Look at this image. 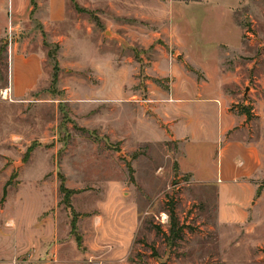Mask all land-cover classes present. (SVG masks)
Here are the masks:
<instances>
[{
    "label": "rangeland",
    "instance_id": "374dc122",
    "mask_svg": "<svg viewBox=\"0 0 264 264\" xmlns=\"http://www.w3.org/2000/svg\"><path fill=\"white\" fill-rule=\"evenodd\" d=\"M37 4L0 0V264H264V182L222 224L208 149L162 116L223 76L264 141V0Z\"/></svg>",
    "mask_w": 264,
    "mask_h": 264
},
{
    "label": "crops",
    "instance_id": "0c3cea01",
    "mask_svg": "<svg viewBox=\"0 0 264 264\" xmlns=\"http://www.w3.org/2000/svg\"><path fill=\"white\" fill-rule=\"evenodd\" d=\"M34 73L39 72L38 59ZM217 85H199L186 78L172 89L169 120L171 139L178 143L182 159L190 156V147H206L210 153L207 166L214 167L212 180L218 190V217L222 224L245 225L253 214V207L264 182V141L251 140L252 119L243 114L244 108L234 110L235 100L227 94L226 77ZM186 84V89H181ZM189 86L197 89L191 91ZM218 106V107H217ZM181 161V160H180ZM182 171L196 176L183 166Z\"/></svg>",
    "mask_w": 264,
    "mask_h": 264
},
{
    "label": "trees",
    "instance_id": "16d2710c",
    "mask_svg": "<svg viewBox=\"0 0 264 264\" xmlns=\"http://www.w3.org/2000/svg\"><path fill=\"white\" fill-rule=\"evenodd\" d=\"M31 2H32V6L34 7V11H35V9H37V7H38L37 0H31ZM56 81H57V76H55V78H54V83ZM243 114H246L248 117L251 118V111L247 107L244 108ZM61 191L63 194L70 193V191H68L64 186H62ZM260 193H261V191H260ZM171 223H172V236H173L172 238H174V240H176L180 237L182 230L179 228V225H180L179 219L177 218V215H176L174 208H173L172 213H171ZM76 229H77V220L75 218L74 222H73V230L76 231Z\"/></svg>",
    "mask_w": 264,
    "mask_h": 264
}]
</instances>
